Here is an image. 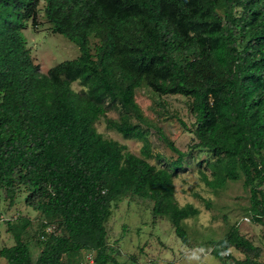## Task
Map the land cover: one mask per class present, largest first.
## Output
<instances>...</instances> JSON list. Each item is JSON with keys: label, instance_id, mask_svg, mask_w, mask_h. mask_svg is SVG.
Returning <instances> with one entry per match:
<instances>
[{"label": "trees", "instance_id": "obj_1", "mask_svg": "<svg viewBox=\"0 0 264 264\" xmlns=\"http://www.w3.org/2000/svg\"><path fill=\"white\" fill-rule=\"evenodd\" d=\"M43 1L51 32L79 54L40 72L23 34L28 21L36 24L40 0H0V198L4 192L12 201L22 189L42 230L54 229L39 237L33 260L23 239L29 222H7L14 244L0 257L80 264L82 251L93 250V264H120L105 223L112 202L127 193L150 200L152 215L167 217L187 244L181 222L200 210L178 204L173 180L186 171L188 152L157 128L176 157L152 153V127L135 101L143 86L190 98L193 128L178 121L194 134V147L213 155L205 161L210 176L200 169V180L218 189L243 176L249 214L264 229V0ZM111 109L120 112L107 127L141 141L138 155L96 129ZM231 247L244 258L224 256ZM261 253L236 228L210 251L221 264H264Z\"/></svg>", "mask_w": 264, "mask_h": 264}, {"label": "rangeland", "instance_id": "obj_2", "mask_svg": "<svg viewBox=\"0 0 264 264\" xmlns=\"http://www.w3.org/2000/svg\"><path fill=\"white\" fill-rule=\"evenodd\" d=\"M44 5V1L40 0L35 26L28 21L23 30L26 47L42 73L79 54L74 43L60 34L51 32V24L44 14ZM94 41L92 38V45ZM71 87L76 91L82 88L78 82H73ZM135 101L152 127L148 139L153 154H158L167 161L176 157L159 138L155 131L157 128H160L180 150L188 152L183 163L186 171L177 174L173 180L175 198L179 205L191 203L199 208L200 212L181 222L188 240L187 244H183L174 233L167 217L152 215L150 200L127 193L117 202H112L111 214L105 223L106 239L116 249L115 258L120 264H221L210 251L231 228H236L241 235L261 248L259 259L263 260L264 229L261 224L253 222L249 214V190L243 185V176L236 181H228L224 187L218 189H210L200 180V169L210 176L205 161L211 160L213 155L204 148L194 147V134L184 129L178 121L181 119L188 127L193 128L194 117L189 110L190 98L182 95H158L143 86L136 90ZM119 112L120 109L107 111L104 117L97 120L95 127L105 138L125 144L130 152L138 155L141 141L126 139L116 130L107 127L106 120H118ZM132 122L139 123L136 118H132ZM149 161L152 164L157 163L156 159ZM25 198L26 193L22 189L15 194L12 201L2 192L0 248L14 244L12 230H7V222L15 228L23 221H28L23 239L29 246L32 259L35 260L42 247L38 240L43 217L25 202ZM245 217L250 221H244ZM54 225L56 226L55 222ZM227 252L234 258H244L243 253L232 247L223 252L224 256ZM0 264H7L6 259L0 257Z\"/></svg>", "mask_w": 264, "mask_h": 264}, {"label": "built area", "instance_id": "obj_3", "mask_svg": "<svg viewBox=\"0 0 264 264\" xmlns=\"http://www.w3.org/2000/svg\"><path fill=\"white\" fill-rule=\"evenodd\" d=\"M244 221L249 222L250 219L248 217L244 218ZM54 227L52 225H46L43 229V234H41L40 238L44 239L45 234L51 233L53 231ZM228 254V253H226ZM94 261V252L93 251H86L84 253L83 258L80 261V264H93Z\"/></svg>", "mask_w": 264, "mask_h": 264}, {"label": "clouds", "instance_id": "obj_4", "mask_svg": "<svg viewBox=\"0 0 264 264\" xmlns=\"http://www.w3.org/2000/svg\"><path fill=\"white\" fill-rule=\"evenodd\" d=\"M39 66V65H38ZM48 71V70H47ZM53 226V225H52ZM42 232H43V230H42ZM42 232H41V234H42ZM41 234H40V236H41ZM39 236V237H40ZM86 251H93V250H83V253H82V258H83V256H84V253L86 252ZM94 252V251H93ZM94 258H95V252H94ZM94 262V261H93ZM80 263V262H79Z\"/></svg>", "mask_w": 264, "mask_h": 264}]
</instances>
